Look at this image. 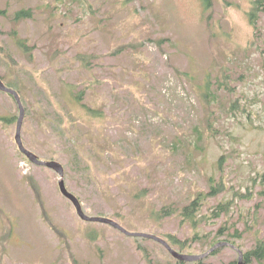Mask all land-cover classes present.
<instances>
[{
  "label": "rangeland",
  "instance_id": "1",
  "mask_svg": "<svg viewBox=\"0 0 264 264\" xmlns=\"http://www.w3.org/2000/svg\"><path fill=\"white\" fill-rule=\"evenodd\" d=\"M22 9L33 16L15 20ZM0 10V77L24 101V144L65 166L88 215L187 254L218 234L243 251L264 238V0H0ZM19 113L0 90V264H196L81 219L59 174L20 152ZM212 184L224 189L214 196ZM200 193L197 226L154 213ZM220 202L230 209L214 218ZM214 252L200 261L237 264L234 248Z\"/></svg>",
  "mask_w": 264,
  "mask_h": 264
},
{
  "label": "water",
  "instance_id": "2",
  "mask_svg": "<svg viewBox=\"0 0 264 264\" xmlns=\"http://www.w3.org/2000/svg\"><path fill=\"white\" fill-rule=\"evenodd\" d=\"M0 90H2L3 92H6L8 94L13 95L14 98L16 99L18 105H19L20 113H19V117H18V121H17V129H16V134H15V141L18 145L19 150L33 164L48 167V168L56 171L59 174V182H58L59 189H60L62 195L71 201V203L73 204V206L75 207V209L77 211V214L80 216L81 219H83L87 222H98V223H103V224L112 226L115 229L119 230L120 232H122L128 236L143 237V238H147V239L157 241V242L161 243L170 252V254L174 258H176L180 261L197 262V261H200V260L208 257L218 248L228 245V246L234 248L238 252L239 257H238L237 264H248L245 260L243 250H241L239 247H237V246H235L229 242H219L203 254H199V255L187 254V253H182V252L177 251L176 249H174L170 245V243L166 239H164L158 235H155L153 233L131 232L128 229H126L117 220L112 219L110 217L88 215L83 208L81 200L74 193H72L66 185L65 166L62 163L55 161V160H42L36 153L30 151L25 146L24 141H23V136H22V129H23V124H24V120H25V116H26V108L23 104V101L21 99L19 92L17 90H15L14 88L7 86V84L3 81V79L1 77H0Z\"/></svg>",
  "mask_w": 264,
  "mask_h": 264
},
{
  "label": "trees",
  "instance_id": "3",
  "mask_svg": "<svg viewBox=\"0 0 264 264\" xmlns=\"http://www.w3.org/2000/svg\"><path fill=\"white\" fill-rule=\"evenodd\" d=\"M261 2V0H260ZM6 12L1 11L0 10V16L5 15ZM257 14L258 12H256L255 10L250 12V19L252 24H256L257 21ZM32 15V10L31 9H22L18 12L15 13V20L17 21H21L23 19H27V18H31ZM21 48H27V44L22 41L19 40L18 42ZM82 65L84 66V68H88L89 67V61H87L85 58H82L81 60ZM7 86L14 88L15 90H17L20 94L19 89L12 85V84H7ZM205 91H201V97L204 101L207 100V98L211 97V92L209 89V84L204 86ZM13 96V95H12ZM14 97V96H13ZM82 95H75V100L76 103L78 105H80L81 107H83L89 115L92 116H98L97 115V111L94 110L93 108H91L90 106L82 103ZM24 102V101H23ZM211 101L209 100V103ZM102 116V114H101ZM103 152L106 151V147L104 145L101 146ZM21 152V151H20ZM212 188V194L214 196H216L218 193H220L223 189L224 186H220V185H211ZM143 194H139L137 197H143ZM208 196L206 194L200 193L197 198L192 199L188 204H185L183 207H181V209H179L176 206L173 205H165L163 206V208L161 210L155 211L154 213L157 215H174V214H179L182 217H184L185 219H187L188 221L192 222V224H194L195 226H197L199 223H201L203 221V216H200V211L202 210V207L204 205V202L207 200ZM230 207H229V203L228 202H220L218 205H216L215 210L213 211V216L214 218H219L221 217L223 214L227 213L229 211ZM117 216L120 217L121 213L118 212L116 213ZM225 229L221 228V233L225 234ZM237 233V232H236ZM240 234H236V236H239ZM218 238H219V234L217 236H215L212 240H210L209 238L206 239V242L208 244H210V248H212L214 245H216L218 243ZM170 245L172 246L173 240H167ZM213 241V242H212ZM217 241V242H216ZM211 242V243H210ZM174 243H177V241H175ZM213 245V246H212ZM173 247V246H172ZM240 249L242 250L241 246ZM244 252V257L245 260L248 264H251L253 261H258L260 263H264V238L261 239H257L256 240V244L253 248H251L250 250L247 251H243ZM216 252H214L213 254H216ZM196 264H203L202 261H197Z\"/></svg>",
  "mask_w": 264,
  "mask_h": 264
}]
</instances>
